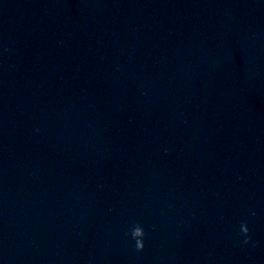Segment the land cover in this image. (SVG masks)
<instances>
[{
  "label": "water",
  "instance_id": "95a60500",
  "mask_svg": "<svg viewBox=\"0 0 264 264\" xmlns=\"http://www.w3.org/2000/svg\"><path fill=\"white\" fill-rule=\"evenodd\" d=\"M0 264H264V0H0Z\"/></svg>",
  "mask_w": 264,
  "mask_h": 264
},
{
  "label": "clouds",
  "instance_id": "9594fccd",
  "mask_svg": "<svg viewBox=\"0 0 264 264\" xmlns=\"http://www.w3.org/2000/svg\"><path fill=\"white\" fill-rule=\"evenodd\" d=\"M251 215H255V212H251ZM240 235L244 237L242 243L248 244L251 240L250 229L248 227L247 221H242L240 224ZM125 237H130L132 241H134L133 248L136 252H142L145 248L144 241L146 239V232L144 227L138 223L133 221L127 231L124 233ZM255 247V244L253 245Z\"/></svg>",
  "mask_w": 264,
  "mask_h": 264
}]
</instances>
